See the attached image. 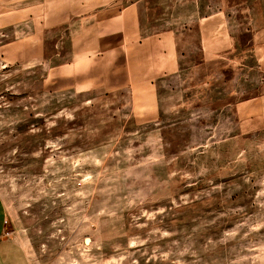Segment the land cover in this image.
I'll return each instance as SVG.
<instances>
[{
  "label": "rangeland",
  "instance_id": "1",
  "mask_svg": "<svg viewBox=\"0 0 264 264\" xmlns=\"http://www.w3.org/2000/svg\"><path fill=\"white\" fill-rule=\"evenodd\" d=\"M102 2L0 0L8 232L29 264H264V0L178 65L92 48Z\"/></svg>",
  "mask_w": 264,
  "mask_h": 264
},
{
  "label": "crops",
  "instance_id": "2",
  "mask_svg": "<svg viewBox=\"0 0 264 264\" xmlns=\"http://www.w3.org/2000/svg\"><path fill=\"white\" fill-rule=\"evenodd\" d=\"M238 8L235 3L236 26L232 27L227 24V0H218L217 4L212 0H105L97 6V11H92L91 19L97 18V23L91 25V33L98 32V40L94 39L91 47H99L101 50L97 52L100 53L110 48L119 49L124 62H130L132 55L141 54L146 56V62L162 63L165 58L172 57L178 65L184 55L181 47L188 45L184 41L190 40L195 46L194 34L199 31L202 61L209 62L211 59L204 56L215 37H218L219 56H226L228 48L236 45V35L231 37L227 32L243 30L241 18L236 19ZM250 15L246 13L245 17L252 23ZM229 21L232 18L229 17ZM246 30L255 32L256 29L247 27ZM0 264H29L27 252L15 233L8 232L2 200Z\"/></svg>",
  "mask_w": 264,
  "mask_h": 264
}]
</instances>
